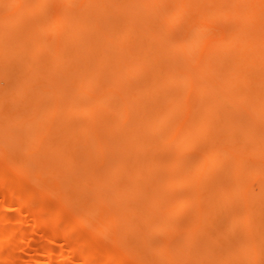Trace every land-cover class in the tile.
Returning a JSON list of instances; mask_svg holds the SVG:
<instances>
[{
  "label": "bare ground",
  "instance_id": "bare-ground-1",
  "mask_svg": "<svg viewBox=\"0 0 264 264\" xmlns=\"http://www.w3.org/2000/svg\"><path fill=\"white\" fill-rule=\"evenodd\" d=\"M0 156L4 208L49 189L117 246L84 264L156 233L160 264H264V0H0Z\"/></svg>",
  "mask_w": 264,
  "mask_h": 264
},
{
  "label": "rangeland",
  "instance_id": "rangeland-1",
  "mask_svg": "<svg viewBox=\"0 0 264 264\" xmlns=\"http://www.w3.org/2000/svg\"><path fill=\"white\" fill-rule=\"evenodd\" d=\"M233 24V23H232ZM231 24V25H232ZM230 26V25H229ZM79 120L84 118L79 117ZM9 124L13 133H19V130ZM162 133H165L162 131ZM2 136V143L10 144L14 141L11 136ZM20 155L22 153L20 152ZM0 156V168L6 169ZM36 161L27 160V173L24 176H14L12 185L15 190L22 192L30 191L38 182L46 180L41 179L37 174L38 164ZM7 171V170H6ZM43 180V181H42ZM50 183V182H48ZM42 185H46L42 183ZM9 184L0 183V264H84L81 260L82 252H86L89 247L80 250H72L66 243L69 241L79 242L85 239H91L94 248H103L109 251H116L117 246L109 237L94 232L90 225H80L75 230L68 232L61 224L51 221V218L59 212L60 215L66 214L70 209L80 210L78 205L74 206L67 201L61 200L56 194L46 189L45 194H40L31 200L28 206H18L15 203L7 208L3 207V198L9 193ZM48 186V185H46ZM49 188V186L47 187ZM178 192H184V189H178ZM121 194V191L119 192ZM254 202L253 198H250ZM72 206V207H71ZM90 223L94 224L99 220V215L95 212L89 215ZM224 218L220 216L218 224L222 225ZM134 228L135 223H129ZM150 239V245L143 247L142 251H135L133 242L134 235L122 240V249L124 253L120 256V264H160L158 254L154 253V248L168 249L163 243L165 233H156ZM182 239L184 236H179ZM180 249L184 250L190 245V241L182 239ZM50 248L52 256H46L40 252L43 248ZM101 259V257H98ZM91 264H117L115 262L93 261Z\"/></svg>",
  "mask_w": 264,
  "mask_h": 264
}]
</instances>
